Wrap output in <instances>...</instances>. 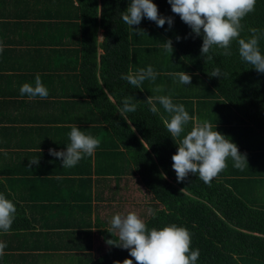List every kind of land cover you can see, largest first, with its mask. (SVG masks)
<instances>
[{"label": "trees", "instance_id": "1", "mask_svg": "<svg viewBox=\"0 0 264 264\" xmlns=\"http://www.w3.org/2000/svg\"><path fill=\"white\" fill-rule=\"evenodd\" d=\"M128 3L129 0H78L79 5L75 6L73 0L67 1L70 38L75 41L80 33L83 40L79 49L72 44L70 56L63 54L61 58L67 63L69 60L68 68L73 66L70 71L79 59L83 60V76L76 73L70 76L68 88L75 93L77 88L84 90L85 100L97 116L92 121L100 123L96 129H99L102 141H110L107 155L111 157L106 173L116 167L120 169L118 164L121 160H129L130 173L139 175L138 182L150 195L144 222L149 228H162L171 223L186 227L191 233L190 248L200 252L197 264H246L250 261L264 264V207L259 205L264 202V73H258L240 59L235 41L231 56L220 55L223 50L214 48L210 52L213 59L205 62L201 56L202 36L189 35L191 29L179 15L172 13L167 0H153V3L157 4L162 16L173 18L172 27L169 29L167 23L158 27L155 22L147 20L145 27L133 26L145 32L136 34L119 15ZM254 8L255 11L241 21L244 26L242 37L250 35V28L264 29V0H256ZM100 31H103L102 42H99ZM177 36L181 37L179 41ZM167 39L172 40V53L161 47ZM259 47L264 53V39L259 42ZM91 64L93 67L88 69L87 74V65ZM149 65L158 73L154 83L146 80L140 88H135L120 78L122 73L146 69ZM98 66L102 85L97 82ZM216 67L221 70L220 78L211 77ZM179 70L191 75L190 85H182L167 75ZM157 85L164 87L162 93L153 91ZM169 94L174 103L184 105L190 116L196 117L195 111L200 109L201 120L208 117L209 120H206L214 126L223 124L227 117L226 124H238L239 128H244L248 140L240 147L241 151L246 154L248 163L255 159L252 153L256 150V161H261L260 169L259 165L256 168L248 165L249 171L242 175L244 170L236 169L234 162L229 160L226 161L227 167L213 178L211 186L192 174L178 185L170 182L168 178L172 179L176 174L171 157L177 152L178 145L160 119L161 116H168L163 107L157 103L160 111L153 114L145 102L151 95ZM125 96L138 100L137 110L126 114L127 121L117 112ZM121 178L122 182L129 179L127 176ZM100 180L109 182L106 177ZM109 187L99 188L96 200L99 203L108 200L123 203L124 195L121 197L119 191L112 193ZM107 191L109 197H103ZM0 192L11 200L2 180ZM82 196L67 197L68 205L80 206L79 202L86 200V194ZM99 206L95 205V208L99 209ZM82 207L86 211L81 214H92V205ZM121 207L127 206L121 204ZM150 208L155 210L154 217L148 211ZM110 228L111 225L107 227L104 224L98 229V237L103 243L108 239L118 242V237L107 231ZM18 230H23V227L14 222L10 232ZM80 234L90 238L92 231ZM35 248L42 249V246L36 244ZM91 249L90 245L85 247L83 264H114L115 261L122 264L126 258L133 259V264H137L128 250L120 247L107 244V249L96 259ZM39 254H35L34 258H38ZM35 261L38 262V259Z\"/></svg>", "mask_w": 264, "mask_h": 264}, {"label": "crops", "instance_id": "2", "mask_svg": "<svg viewBox=\"0 0 264 264\" xmlns=\"http://www.w3.org/2000/svg\"><path fill=\"white\" fill-rule=\"evenodd\" d=\"M67 1L0 0V44L3 45L0 53V150L8 153L5 156L0 151V180L16 205L14 222L23 227L17 232L0 233V242L7 244L0 264L8 261V264H65L70 256L85 261L83 251L89 242L94 244L99 227L104 224L110 227L111 217L116 213L135 212L140 219L145 218L150 203V195L137 180L139 175L130 173L129 160H121L120 169L116 167L106 173L111 157L107 155L110 141H102L101 133L96 129L100 123L92 121L97 116L89 108L84 90L77 88L75 93L68 88L69 77L75 73L83 76L84 71L83 60L79 59L70 71L73 66L68 68L69 60L67 63L61 58L63 54L70 56L73 45L79 49L83 40L80 33L75 41L70 38ZM73 2L75 6L79 5L78 0ZM76 28L79 32L78 26ZM90 67L93 65H87V74ZM36 74L48 89L47 99H30L19 92L23 83L34 84ZM93 76L92 73L91 79ZM96 77L102 85L99 66ZM199 112L200 109L195 111V118L201 120ZM226 119L223 124H216V130L237 144L243 154L240 147L248 140L245 129L239 128L238 124H226ZM74 124L86 134L100 139L101 143L92 156H85L72 168H63L61 160L51 156L49 149L66 150L70 142L69 125ZM252 154L255 159L247 164L255 168L259 165L260 169L256 150ZM34 158H39V163L29 167V160ZM229 160L231 158L226 159ZM247 171L249 169L245 167L242 175ZM122 176L129 179L122 182ZM102 177L108 178L109 182L101 181ZM172 178L177 179L176 174ZM107 185L112 193L119 191L121 197L124 195L123 203L110 200L99 203L96 200L99 197L97 190ZM82 194H86V200L79 202L80 206L68 205L67 197H83ZM108 194L105 192L103 197ZM98 204L99 209L95 208ZM121 204L127 207L123 208ZM84 205H92L91 215L81 214L86 211ZM259 205L264 207V202ZM88 230L92 231L90 238L80 234ZM36 244L42 249L35 248ZM37 253H40L36 258L38 262L34 258Z\"/></svg>", "mask_w": 264, "mask_h": 264}, {"label": "clouds", "instance_id": "3", "mask_svg": "<svg viewBox=\"0 0 264 264\" xmlns=\"http://www.w3.org/2000/svg\"><path fill=\"white\" fill-rule=\"evenodd\" d=\"M171 11L179 15L196 37L202 36L201 56L206 60H212L210 52L214 48L223 50L220 55L231 56L232 43L238 45L240 59L250 64L258 73H264V53L261 52L259 42L264 39V29L250 28V35L242 37L244 26L243 18L254 12L256 0H167ZM125 25L133 29L136 34L144 33L143 29L133 28L140 25L142 19L147 18L155 22L158 27L165 23L172 27L174 21L171 16H162L157 4L153 0H129L127 8L119 13ZM177 41L181 37H176ZM161 47L166 52H173L171 39L162 42ZM3 45L0 44V53ZM158 73L152 66L139 68L135 72L129 70L121 74V79L131 86L140 88L144 81L155 82ZM167 75L177 79L182 85H190L192 77L185 71L169 72ZM225 77L227 74H224ZM211 77H221V70L216 67L212 70ZM156 93H162L164 87L157 85ZM21 96L27 95L30 99L37 97L47 99L49 92L42 83L39 74L35 76V82L23 83L19 88ZM133 96L122 98L118 113L126 121L128 113L137 110L138 100ZM149 111L157 114L161 105L168 114L161 116L164 127L178 145L177 152L172 155V168L176 173L177 182H183L189 174L197 176L205 184L211 186L213 178L224 170L226 159L231 158L233 166L241 171L248 167L247 156L239 151L237 144L230 138L216 130L208 120H199L190 116L183 104L174 103L171 95H151L145 101ZM191 122L190 129L188 128ZM66 150L56 151L49 149V154L59 158L63 168L74 167L85 156H92L101 141L90 134H86L76 124L69 125ZM135 131V129H134ZM142 143V141H141ZM7 156V150H0ZM39 158L29 160V167L38 164ZM182 189L181 191H183ZM154 217L155 210L149 209ZM16 205L8 199L6 194L0 192V233H8L16 218ZM111 228L107 231L116 239H108L110 246L128 250L129 255L137 264H197L199 249L190 248L191 233L186 227L177 226L175 223L165 227H151L143 222L135 212L116 213L110 220ZM7 244L0 242V257L5 255ZM114 264H121L115 261ZM122 264H133V259H124Z\"/></svg>", "mask_w": 264, "mask_h": 264}, {"label": "rangeland", "instance_id": "4", "mask_svg": "<svg viewBox=\"0 0 264 264\" xmlns=\"http://www.w3.org/2000/svg\"><path fill=\"white\" fill-rule=\"evenodd\" d=\"M147 20H148L147 18L142 19L140 25L145 27L147 25ZM102 39H103V31H100V33H99V41H101ZM99 52L101 54H103L102 50H99ZM123 168L126 169V170L128 169V167H126V165H124ZM168 180L170 182H173L176 185L179 184V182H177V179L168 178ZM139 195L140 194H138V196ZM146 219L142 218L141 220L144 222ZM89 244H90V247H92L91 252H92V255H93L94 259H96L98 255H100L103 251H105L107 249V244L105 242L103 243L102 238L95 237L94 244L91 243V242H89ZM64 263L65 264H69V263L70 264H83L79 257H73V256H70V258L65 260ZM246 264H256V263H253V262L250 261V262H247Z\"/></svg>", "mask_w": 264, "mask_h": 264}]
</instances>
